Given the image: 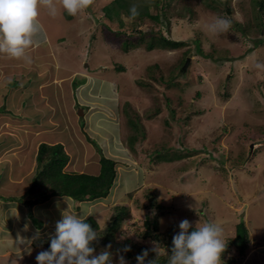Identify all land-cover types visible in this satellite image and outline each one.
<instances>
[{
    "label": "rangeland",
    "instance_id": "1",
    "mask_svg": "<svg viewBox=\"0 0 264 264\" xmlns=\"http://www.w3.org/2000/svg\"><path fill=\"white\" fill-rule=\"evenodd\" d=\"M113 1L92 0L76 16L69 15L60 0H55V17L48 14L46 7L40 8L39 22L49 38L52 37L49 45L58 64L49 61L36 68V79L44 82L38 90L32 91L23 85L21 76L11 71L10 65L3 68L0 143H11L10 139L20 142L15 149L25 151L27 171L19 185L11 184L7 188L1 184L6 180V173L0 174V203L6 204L2 199L8 195L26 193L36 171L38 144H31L36 139V130L43 129L47 123L42 118L44 121L41 119L43 122L34 126L33 120L26 116L34 118L43 113L47 116L50 112L35 100L31 101L37 112L33 109L31 112L22 100L42 98V104H48L52 112L46 119L52 128L49 132L43 129L40 134L66 131L70 141L80 147L84 145L78 153H69L66 149L70 158L64 171L97 174L102 153L120 166L118 174L120 171L137 173L136 176L143 178V184L127 189L116 180L106 199L79 206L53 197L25 209L26 205L16 200L20 209L16 223L23 229L25 241L32 240L33 235L44 236L31 226V223L36 226L35 211L40 213L35 206L49 204L40 214L47 220L54 216V225L59 221L56 216L61 215L62 219V213L67 210L78 215L90 214L88 217L95 219L101 233L110 223L113 208L123 206L130 217L115 232V243L144 246L151 253L156 241L142 239L141 235L147 217H156L152 210L155 207H149L153 201L167 209L158 218L161 240L156 242L167 251L169 240L165 233L172 225L179 228L184 219L193 225L216 222L222 226L228 241L227 235L243 223L248 232L243 240L254 238L248 244V248H254L253 242L264 241V69L256 67L257 63L264 64V12L257 5L263 0H160L155 8L151 4L149 13L157 15L159 23L145 18L135 29L146 32L152 29L155 33L160 30L165 37L181 41L184 46L150 52L142 47L122 51L121 42L135 35V20L123 14L121 28L107 21L103 8ZM132 1L133 5H143L145 0ZM214 16L232 20L228 33L207 32L205 24ZM186 58L190 62L181 73ZM74 80V88L80 86L73 88V96L81 106L68 108L65 104L71 100L62 88L69 87ZM167 80L174 86H168ZM53 97L57 98L55 107ZM12 100L16 105L9 104ZM88 138L97 140L94 143L99 150ZM14 151L0 150V170L5 163H1L2 158L6 159ZM183 152L189 154L179 158ZM210 212L219 216L212 218ZM245 212L248 216L243 219ZM25 217L30 221H25ZM54 225L49 227L50 232L56 231ZM172 230L173 237L177 229ZM236 247L228 245L223 254L225 262L232 259ZM29 253L27 248L25 258Z\"/></svg>",
    "mask_w": 264,
    "mask_h": 264
},
{
    "label": "clouds",
    "instance_id": "2",
    "mask_svg": "<svg viewBox=\"0 0 264 264\" xmlns=\"http://www.w3.org/2000/svg\"><path fill=\"white\" fill-rule=\"evenodd\" d=\"M91 3L92 0H60L62 8L71 16L82 13ZM41 7H46L50 16L57 15L55 0H0V53L27 63L32 62L31 57L27 55V49L33 45L34 36L41 30ZM129 11L128 19L139 15L135 5ZM231 27L232 20L225 16H214L205 24L207 32L213 35L228 33ZM256 67L264 69V64L257 63ZM88 216L90 214L78 215L69 210L64 211L62 219L56 223L55 235L50 239L49 248L36 255V264H114L111 244L96 254L93 244L100 235L87 222ZM179 229L172 240L171 254L165 247L153 242L152 251L156 254V259L148 261V264H156L161 254L168 257L167 264H228L234 260L231 257L232 259L225 262L226 255L223 254L228 245L233 246L231 241L235 238L236 231L235 236L228 241L224 238L222 226L216 222H198L193 225L184 219L180 222ZM38 238L37 234L32 240L25 241L27 248L31 249L32 243ZM248 244L247 239L245 249ZM129 250L128 247L124 249L125 252ZM235 250L241 253L238 247ZM147 256V250L138 255L137 264H145ZM118 264H128L124 255L119 256Z\"/></svg>",
    "mask_w": 264,
    "mask_h": 264
},
{
    "label": "trees",
    "instance_id": "3",
    "mask_svg": "<svg viewBox=\"0 0 264 264\" xmlns=\"http://www.w3.org/2000/svg\"><path fill=\"white\" fill-rule=\"evenodd\" d=\"M147 2V4H146ZM160 3V0H145L143 5H136L139 15L134 18V29L138 28L139 25L143 24V19L147 18L152 20L154 23H159V17L157 15H150L149 11L152 8L150 5L155 8V5ZM264 0L258 1L257 5L259 9L264 12ZM146 4V5H145ZM130 5H133L132 0H115L109 6L103 8L104 16L107 21L110 23H116L119 28L123 27V21L121 16L125 14L127 17L130 16L129 9ZM145 5V6H144ZM114 9L111 11V9ZM109 34L113 32L108 31ZM133 37H127L121 42L122 51H128L135 48H144L147 52L158 50H175L179 47L184 46V43L181 41H173L168 37H165L159 30L157 33L148 29V31L136 30L134 31ZM119 35L118 33L116 36ZM202 52V51H201ZM159 81L163 82V78H158ZM169 80H167L168 82ZM166 82V81H164ZM167 85H173V83L168 82ZM74 86V84H73ZM174 86V85H173ZM133 116V115H132ZM135 117V116H133ZM134 119L139 120L140 117L137 115ZM133 120V119H130ZM129 120V121H130ZM134 125V124H133ZM135 126V125H134ZM90 140V138H88ZM137 141L136 138H133ZM94 141L96 139H91L90 142L92 145H95L99 150L98 146ZM168 151V149H165ZM193 153V152H191ZM189 154L183 152L180 154V157ZM36 171L31 177L29 188L26 193L18 198L19 202H23L27 208H31L35 203H44L48 199L56 197L59 199H67L71 203H75L76 206L79 204H85L94 202L97 200H103L108 197L112 191L116 177H117V163L111 157L100 153L99 154V173L98 175H91L88 173H79L73 171H64V167L69 161V156L63 150V146L60 143L49 145L46 143H41L38 146L36 154ZM171 160H167L169 162ZM166 162V163H167ZM143 181V178H141ZM151 197V196H150ZM149 196L147 198H150ZM149 207H155L152 210L155 212L153 219H147L144 221L145 231L141 235L142 239H152L153 241H160V235L158 234L160 229L159 217L165 215L166 208L162 205H155L153 201L150 202ZM76 210H80L79 207H75ZM112 215L110 217V223L106 226L104 232L101 233L99 225L93 217H88L87 222L91 224L94 230L98 231L100 238L94 242L93 247L96 251H103L107 245L112 244L111 251L113 252V261L119 262V256L124 255L125 259L131 264H137L136 257L141 255L146 248L144 246H129L126 242L117 244L115 243L114 234L120 227L121 223L125 218H129L130 214L126 207L116 206L112 210ZM177 229V233L180 231L178 226L172 225L170 231H167L165 234L168 236L169 247L168 253L171 254L172 247V233L173 230ZM247 230L243 223H239L236 226V236L231 241L233 245H236L239 251L242 253L246 248V241L243 240V237L246 236ZM53 235H44L39 237L32 243L33 247H43L47 250L50 246V239ZM125 247L130 248L129 251H124ZM100 253V252H98ZM155 256L153 258H149ZM156 259V254L152 251L148 252L146 257L145 264H148V261ZM168 257L166 255L159 256L156 261V264H167Z\"/></svg>",
    "mask_w": 264,
    "mask_h": 264
},
{
    "label": "crops",
    "instance_id": "4",
    "mask_svg": "<svg viewBox=\"0 0 264 264\" xmlns=\"http://www.w3.org/2000/svg\"><path fill=\"white\" fill-rule=\"evenodd\" d=\"M40 25H41V23H40ZM51 38H49V35L45 32L43 26L41 25V30L33 38V40H34L33 45L30 46L29 49H27V55H29L31 57V61H32L31 63H27L22 59L12 60L13 58L8 57L6 54L0 53V69H1L0 74L3 72L2 70L5 66L9 67V65H10L11 66L10 70L15 71L14 73H17L21 76L20 80H23V85L26 84L28 86L29 90H32V91L38 90L39 87H41V85L44 82H42L43 80L40 81V80L36 79V76L38 75L36 68L39 69V68H41V66L47 65L46 62H49V61L50 62L52 61V64L53 63L58 64L56 57L53 56V49L50 48V45H49V43L51 42ZM22 76H23V79H22ZM63 79H65V78H63ZM24 81L26 83H24ZM73 84H75V80L73 82L71 81L69 87L64 86L65 88H62L65 92V95L68 96L71 100V102L67 101L68 103L66 102V104H65V106H67L68 108L72 107V106L73 107L74 106H81L78 99H75V97L73 96V94H74L73 90L78 88L80 85H77L74 88ZM69 92H71V96L69 95ZM72 97L74 98V101H73ZM57 98H58V96H57ZM57 98L54 99V97H53V101H54L53 106L54 107L57 104ZM6 100H7V98H6ZM31 100H33V101L35 100V102H39V103L41 102V106L47 107V110L50 112V114L46 116V115H44V113L42 115V114H40V112H38L40 114V116H38V117L34 115L35 117L33 118L27 114H26L27 116L25 114H24V116L33 120L34 126H35V124H36V126H38L41 122L44 121L42 119V118H44L45 123H47V124H45V126H43V129L47 130L46 132H49L48 129L52 128V125L49 124L46 121V119H48V117L51 116L52 112L48 108V104H46V103L42 104V101H43L42 98L37 101L36 99H31L30 97H27V99L25 98L22 100L23 105L28 106L30 108L29 110H31V112H32V109L37 112V110L34 109V103ZM16 103L17 102L15 100H12V103H11V101H9V104H11V105H16ZM83 107H85V106H83ZM41 119L43 121H41ZM43 129L36 130L37 132L34 131L35 132L34 137H36V139H34L32 141L31 145H33L34 142L36 144H38V146L41 143H46L49 145H54V144L60 143L63 146V150L65 151V153L67 155L69 153H73L74 151H76L78 153V150H80V149H82V147H84V145H82V144H81L82 147H80V145L77 146L75 143L70 141V138H68V136L66 135V133H67L66 131H64V133H62V134H61V132H52V135H50V133H44L43 135H41L40 131ZM30 138H31V136H30ZM10 140H12L11 143L10 142L0 143V146H2L0 149L1 151L4 149L5 150H10V149L15 150L11 154H8L7 156H5L6 159L2 158L3 161H1V163L2 162H5V163H4V166L3 165L1 166L2 169L0 170V174L6 173V180L4 182H2L1 184L3 187H6V188L9 187L8 185H11V184L12 185H19V183L22 182L21 179L24 178V176L26 175V171H27L26 162H24L25 158H27L26 155L24 154L25 151L19 152L17 149H15V147L20 142H16V141H14V139H10ZM37 140L39 143H37ZM38 146L36 147L35 154H37ZM66 149L69 151V153H67ZM16 151L18 152V154H16L17 153ZM35 159H36V155H35ZM35 162H36V160H35ZM82 163H83V161H80V166H82ZM119 167L120 166H117V169H116L117 170L116 180H119L121 183H123L124 188L131 189L134 185H138L137 187L139 188L143 184V181H141V178L136 176L137 173L136 174L130 173V172H128V173L122 172L121 173V171H120L118 174ZM71 171L78 172V171H74V170H71ZM86 172L88 174H90L88 171H86ZM86 172H84V173H86ZM79 173H83V172H79ZM98 173H99V171H98ZM98 173L97 174L91 173V175H98ZM14 181H16V182L14 183ZM126 185H127V187H126ZM24 193H25V191H23L21 193L22 195H20V196L8 195L6 198L4 197V199H2V201H6L7 203L6 204L4 202L0 203V264H25L26 262H27V264L28 263L29 264H36V255L40 251L45 250L43 247L31 246L29 257L25 258V252L27 251V245L25 244V238H24L25 235L23 233V229L21 230L19 227V224L16 223V222H18L17 218L19 217L18 213H17V211L19 209V203L16 204V202H15L16 200H18V198L23 196ZM56 199H59V198H56ZM23 207L25 208V206H23ZM35 207H36V210H40V213H41V210H45L47 207H50V206H49V204H45L43 206L38 205ZM11 208H13V210H11ZM211 209L214 210V208H212V206H211ZM37 212H39V211H35V213H34L35 219H36L35 220L36 226L33 225V223H31L33 230L36 231L37 233H43L41 235H53L55 232H50L49 227L54 225V223H53V220H55L54 216H52V220H50L49 218L47 220V219H43L41 214L37 213ZM16 213H17V215L15 216ZM36 214H38L41 217V219L38 216H36ZM43 214L48 215V213H46L45 211H43ZM29 216L31 217V215H29ZM210 216L212 218H217V216H219V215L216 214V212H210ZM234 216H235V214H234ZM242 216H243V219H245V218H247L248 215L245 212L242 214ZM56 217L59 220L61 219V215H60V218H59V216H56ZM4 221H5V223H4ZM22 221H24V220H22ZM25 221L29 222L30 220L27 217H25ZM19 222H21V221H19ZM48 224L49 225L51 224V225L48 226ZM37 225H39V226L37 227ZM9 226H11L12 229L9 228ZM53 227H56V225H54ZM10 231H13V235H11V236H10V234H11ZM227 234H228V232H227ZM32 235H33V231H32ZM231 235H232V238L235 236V230H234V233ZM231 235H227V237L229 239H231ZM33 237H34V235L32 236V238ZM39 237H41V236L39 235ZM250 238H253V237H250ZM259 239H261V238H259ZM251 240L254 241V238L250 239L249 241H251ZM253 244L255 245V247L254 248H248L247 247V249H245L242 252V255H241V253H238L235 249H233L234 255H231V257H233L234 260L229 261L228 264H264V241L263 240H261V242L255 241V243L253 242ZM23 254H24V257L22 256Z\"/></svg>",
    "mask_w": 264,
    "mask_h": 264
},
{
    "label": "water",
    "instance_id": "5",
    "mask_svg": "<svg viewBox=\"0 0 264 264\" xmlns=\"http://www.w3.org/2000/svg\"><path fill=\"white\" fill-rule=\"evenodd\" d=\"M189 62H190V58H186V60H185V62H184V64H183V66H182L181 69H180V72H181V73H184V72L186 71L187 66L189 65ZM250 148H251V147H250Z\"/></svg>",
    "mask_w": 264,
    "mask_h": 264
}]
</instances>
